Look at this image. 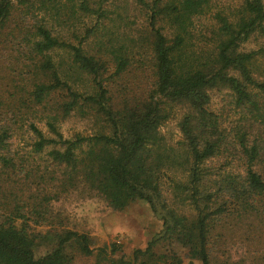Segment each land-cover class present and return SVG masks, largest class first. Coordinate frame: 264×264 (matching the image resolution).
<instances>
[{"label": "trees", "instance_id": "16d2710c", "mask_svg": "<svg viewBox=\"0 0 264 264\" xmlns=\"http://www.w3.org/2000/svg\"><path fill=\"white\" fill-rule=\"evenodd\" d=\"M222 89L242 112L230 128L209 108ZM71 116L97 128L63 137ZM77 189L112 211L144 201L159 229L128 253L92 247L50 207ZM263 223L264 0H0V264H264ZM240 224L242 256L225 243Z\"/></svg>", "mask_w": 264, "mask_h": 264}, {"label": "rangeland", "instance_id": "374dc122", "mask_svg": "<svg viewBox=\"0 0 264 264\" xmlns=\"http://www.w3.org/2000/svg\"><path fill=\"white\" fill-rule=\"evenodd\" d=\"M234 1L215 0V3L220 4L223 8L227 4L232 5ZM131 14L133 16L130 15V19L134 18L133 23L135 22L131 24V27L139 25L141 19L134 17L137 12ZM211 21L209 15L193 20L191 41L196 46L198 41L204 37L203 35L208 33ZM258 42L260 40L257 38H251L241 47L244 49L253 48ZM142 76L143 78L135 80L137 85H146V72ZM209 94V108L220 116L221 125L230 128L238 124L242 112L233 106L229 92L225 89L211 90ZM173 111V115L159 127V132L170 143L180 137L176 123L182 110L174 108ZM37 126L44 129L42 122H37ZM96 128L91 120L76 116L68 117L59 124V130L63 137H71L75 133L89 134ZM28 137L24 129L16 130L11 138L13 147L19 148L20 151H26L24 145L28 141ZM50 207L54 213H59L65 227L87 232L91 237L92 247L115 241L120 243L124 253H128L132 247H143L147 239L159 229V220L150 213L148 205L141 200L132 202L121 211H112L98 197L87 195L86 192L77 189L65 193L57 200L50 201ZM242 230V224L228 229L229 240L225 243L229 242L228 246L232 255L242 256L245 250L250 249L249 242L243 239ZM256 233L259 234V232ZM259 235L261 236L260 246L264 251V230ZM171 249L180 257L184 254V249L180 246H172ZM91 262V258H81L76 259L73 264H91ZM181 264H189V261L182 257ZM190 264L200 263L197 260H192Z\"/></svg>", "mask_w": 264, "mask_h": 264}]
</instances>
